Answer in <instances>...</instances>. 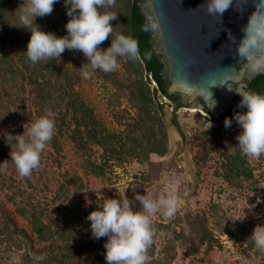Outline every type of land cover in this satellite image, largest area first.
I'll return each instance as SVG.
<instances>
[{
    "label": "rangeland",
    "instance_id": "rangeland-1",
    "mask_svg": "<svg viewBox=\"0 0 264 264\" xmlns=\"http://www.w3.org/2000/svg\"><path fill=\"white\" fill-rule=\"evenodd\" d=\"M9 1L17 19L16 9L22 0ZM35 22L44 31L66 35V21L55 11L43 18L37 17ZM59 62L71 73L75 90L93 107L101 124L109 131L121 130L119 119L125 120L129 111L134 112L126 92L115 88L99 70L92 78L85 79L79 67L86 59L79 51L66 50ZM122 70L119 62L114 72L121 74ZM19 83L17 88L14 82L0 75V116H3L0 117V205L12 213L19 227L32 235L35 250L48 241L39 240L32 233V212L54 228L74 227L79 236L82 229H89L88 213L106 198L132 200V196L139 193L157 199L162 194L173 193L178 202L175 217L168 220L161 212L152 217V222L170 223L173 228H180L185 223L186 213L199 212L207 217L209 229L222 246L207 249L204 243L190 253L186 245L180 243L170 264H217V258L219 264H264V251L258 250L248 238L254 225L264 223V156L258 159L247 156L254 178L244 180L241 185L231 184L220 176L221 159L214 149L199 175L194 165V154L206 143L216 148H230L240 130L235 121L229 129L222 126L208 128L202 115L205 111L199 110L200 107L191 110L193 107L167 101L163 117L167 124L169 150L164 156H153L156 163L160 161V167L157 165L155 171H150L148 163L121 152L115 156V161L110 159L105 165L103 174H96L91 162H102L103 148L94 142H89L88 148H81L63 133L58 136L61 148L54 149L50 141L41 154L40 166L30 176L21 177L9 158L10 149L4 143L3 133H22L23 125L27 129L41 116L36 113L29 118L22 115L23 101L33 112L36 108L32 96L24 92ZM121 109L126 110L120 114ZM174 113L178 125L172 121ZM121 115L126 117L122 119ZM54 116L56 122V113ZM171 131L175 133L174 137ZM147 173L152 179L144 176ZM250 206V211L245 208ZM243 208L247 218L242 222L231 220L242 216ZM168 236L166 231L158 232L154 245L148 250L149 257L154 254L169 258L166 251ZM23 250L10 241L0 240V264H24ZM73 264L100 263L85 260Z\"/></svg>",
    "mask_w": 264,
    "mask_h": 264
},
{
    "label": "trees",
    "instance_id": "trees-1",
    "mask_svg": "<svg viewBox=\"0 0 264 264\" xmlns=\"http://www.w3.org/2000/svg\"><path fill=\"white\" fill-rule=\"evenodd\" d=\"M136 1L138 0H116V7L110 9L118 13V19L112 21L115 31L135 38L140 56L136 61L120 59L123 69L121 74L114 71L104 73L99 70L115 88L126 92L134 108V114L129 111L127 117L121 115L122 119L126 117L125 120L119 119L121 130L109 131L98 120L93 107L75 90L71 73L61 62L42 61L34 64L29 60L24 52L29 33L23 28L9 25L17 22L13 4L9 0H0V75L10 79L16 87L18 82H21L19 83L21 89L32 96V104L36 108V112H33L23 101L22 115L29 118L34 113L40 116L48 111L56 113V130L51 140L56 150L61 148L58 136L63 133H67L68 137L81 148H88L89 142L101 146L102 162H91L92 170L96 174H103L105 165L110 159L115 161V156L118 157L121 152H124L125 156L148 163L150 171H155L157 165L160 167V161L156 163L157 160L153 156H164L169 150L167 124L163 117L164 104L160 103L155 92L151 91L144 78V71L152 73L160 92L176 105H179L180 98L167 92L163 86L162 78L158 74L161 68L160 55L152 49L149 42L150 30L135 4ZM53 11L67 21L63 0L54 5ZM108 43L110 41H106L102 46L105 47ZM248 91L264 95V73L256 75L252 80V89ZM124 110L121 109L120 114ZM228 110L230 115L234 111H244L237 106L229 107ZM172 121L178 125L175 113ZM235 145L236 140L231 143L229 149L216 148L209 143L203 145L193 158L196 174L199 175L210 151L214 149L221 159L220 176L223 179L235 185H241L244 180H253L254 174L247 156ZM144 176L152 179L148 173ZM131 201H135V195ZM132 206L133 210L140 207L139 203H133ZM31 228L39 240L48 241L40 249L35 250L32 235L25 228L19 227L12 213L0 205V240L10 241L17 248H24V264H73L85 260L106 264L104 260L106 237L94 240L89 229H82L81 235L78 236L74 227L54 228L35 212L31 213ZM153 228L152 245L159 231L168 233L169 247L166 251L169 258L151 254L148 264H170V259L175 256L177 245L180 243L186 245L190 253H194L196 247L204 243L207 249L215 245L222 246L209 229L207 217L199 212L186 213L185 223L181 224L180 228H173L170 223L159 221H153Z\"/></svg>",
    "mask_w": 264,
    "mask_h": 264
},
{
    "label": "clouds",
    "instance_id": "clouds-1",
    "mask_svg": "<svg viewBox=\"0 0 264 264\" xmlns=\"http://www.w3.org/2000/svg\"><path fill=\"white\" fill-rule=\"evenodd\" d=\"M58 2L22 0L16 9L17 22L9 24L30 33L24 52L32 63L61 61L66 50L79 51L86 59L79 67L81 75L90 79L97 70L104 73L115 71L120 59H139L135 38L115 31L112 21L118 19V13L110 9L116 7V0H63L68 19L64 26L66 35L61 36L42 30L35 22L37 17L51 15ZM232 2L205 0V6L209 14L222 15ZM148 26L155 30L159 23L149 18ZM242 31L244 37L239 43L238 55L248 62L253 73L264 72V9L254 11ZM106 41L110 43L101 47ZM228 90L240 97L237 108L244 111H234L231 117L225 116L224 127L231 128L235 121L240 129L235 137V146L243 155L258 159L264 156V95L236 88ZM214 106L215 103L211 107ZM23 129L19 134L4 132L3 140L9 146V158L17 173L28 177L40 166L41 154L54 136V113L48 111L27 129L23 125ZM3 163L6 167L7 160ZM135 201L140 205L138 210H133L134 202L129 199L106 198L86 217L90 222L91 237L94 240L106 237V264H148V250L154 237L152 217L162 212L166 219L171 220L178 209L177 197L173 193L162 194L157 199L137 193ZM245 208L251 210V206ZM245 208L242 209V216L231 220H245ZM248 238L258 250L264 251V223L254 225Z\"/></svg>",
    "mask_w": 264,
    "mask_h": 264
},
{
    "label": "water",
    "instance_id": "water-1",
    "mask_svg": "<svg viewBox=\"0 0 264 264\" xmlns=\"http://www.w3.org/2000/svg\"><path fill=\"white\" fill-rule=\"evenodd\" d=\"M138 10L149 25V42L160 55L158 72L167 92L179 96V104L200 107L214 121L231 117L240 97L228 88L252 89L259 73L250 71L238 55L242 29L249 16L264 9V0H233L220 14H209L205 0H138ZM215 103L214 107H211Z\"/></svg>",
    "mask_w": 264,
    "mask_h": 264
},
{
    "label": "built area",
    "instance_id": "built-area-1",
    "mask_svg": "<svg viewBox=\"0 0 264 264\" xmlns=\"http://www.w3.org/2000/svg\"><path fill=\"white\" fill-rule=\"evenodd\" d=\"M144 78L147 81L151 91L155 92L157 100L160 103L165 104L167 101L172 102L171 99H169L165 94H162L160 92L158 83H157L156 79L153 77V75H152V73L150 71H147V70L144 71ZM202 115H203V118L206 119V127H208L209 124H211L210 128H212V129H216V128L220 127V126L224 127V124H223L224 120L216 122L213 119L208 118L206 111L204 113H202Z\"/></svg>",
    "mask_w": 264,
    "mask_h": 264
},
{
    "label": "bare ground",
    "instance_id": "bare-ground-1",
    "mask_svg": "<svg viewBox=\"0 0 264 264\" xmlns=\"http://www.w3.org/2000/svg\"><path fill=\"white\" fill-rule=\"evenodd\" d=\"M196 109H197V108H194V107H193V109H191V110H196ZM199 110H202V111H203V109H201V108H199ZM174 134H175V133L171 131V135H172V137H174ZM173 140H174V139H173Z\"/></svg>",
    "mask_w": 264,
    "mask_h": 264
},
{
    "label": "flooded vegetation",
    "instance_id": "flooded-vegetation-1",
    "mask_svg": "<svg viewBox=\"0 0 264 264\" xmlns=\"http://www.w3.org/2000/svg\"><path fill=\"white\" fill-rule=\"evenodd\" d=\"M179 101H180V99H179Z\"/></svg>",
    "mask_w": 264,
    "mask_h": 264
}]
</instances>
